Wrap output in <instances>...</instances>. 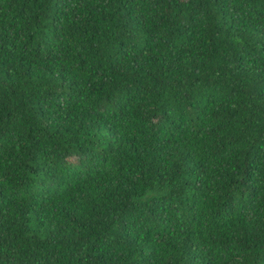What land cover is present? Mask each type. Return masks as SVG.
I'll list each match as a JSON object with an SVG mask.
<instances>
[{
	"label": "trees",
	"instance_id": "16d2710c",
	"mask_svg": "<svg viewBox=\"0 0 264 264\" xmlns=\"http://www.w3.org/2000/svg\"><path fill=\"white\" fill-rule=\"evenodd\" d=\"M0 264H264V0H0Z\"/></svg>",
	"mask_w": 264,
	"mask_h": 264
}]
</instances>
